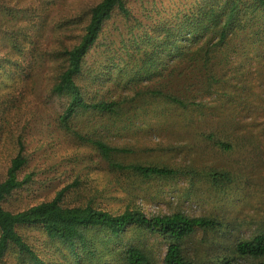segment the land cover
<instances>
[{"label":"trees","instance_id":"obj_1","mask_svg":"<svg viewBox=\"0 0 264 264\" xmlns=\"http://www.w3.org/2000/svg\"><path fill=\"white\" fill-rule=\"evenodd\" d=\"M14 1L17 3L11 5ZM21 1L0 0L4 27L1 46L19 51L29 61L25 68L19 60L14 63L21 69L19 79L11 68L7 69V97L20 93L26 71L29 81L34 75L49 77L50 93L67 98L66 108L59 116L61 126L92 145L101 162L116 172L146 180H202L213 189L233 183L230 171L203 167L194 161L170 164L121 160L133 155L134 148L108 139L114 132H137L138 123L153 119L160 131L176 128L174 132L192 142L199 136L224 152H233L243 145L236 134L237 123L226 128L231 115L227 116L223 109L237 100L250 101L255 94L248 92L245 78L264 74V0H196L178 16L177 24L130 38L127 57L140 66V76L128 74L126 61L117 73L108 74L109 78L94 67L89 68L88 58L104 35L108 21L120 16L139 24L130 0H100L51 21L48 12L53 0H29L31 5L20 6ZM36 12L41 16L37 23L31 17ZM27 22L30 30L39 27L43 33L29 34ZM124 25L129 33L134 31V26ZM105 79L116 81L122 91L98 94L95 89ZM34 81L32 89L39 90ZM21 99L20 94L19 102ZM215 117L219 125L208 131ZM81 118L83 127L90 128L88 133L80 128ZM17 145L18 152L0 179V257L17 252L23 263L47 264L22 233L23 229L37 228L51 242L64 246L65 257L74 259L75 264H104L109 254L120 255V264H159L147 243L148 236L167 242L163 264H204L200 256L188 255L185 244L199 231L219 229V218L211 215L192 216L183 211L148 215L137 207L114 214L92 203L66 206L62 193L21 211L6 209L5 201L31 180V176L20 179L27 158L21 138ZM189 150H193V144ZM129 234L132 239L126 240ZM242 256L264 257V234L234 243L231 253L218 257L221 261L217 264H238L237 259ZM256 264H264V260Z\"/></svg>","mask_w":264,"mask_h":264},{"label":"rangeland","instance_id":"obj_2","mask_svg":"<svg viewBox=\"0 0 264 264\" xmlns=\"http://www.w3.org/2000/svg\"><path fill=\"white\" fill-rule=\"evenodd\" d=\"M98 1L53 0L54 5L48 12L50 18H47L51 21L52 18L70 16ZM194 2L196 0H130L135 20L139 24L125 21L120 16L108 21L104 35L90 53L89 68L94 67L106 77L110 73H117L119 67H124L128 61L129 66L124 68L128 74L139 73L140 76L143 73L140 66L127 57L129 50L126 45H129L130 38L177 24L180 19L178 16L187 12ZM16 3L14 1L11 5ZM31 4L29 0L20 2V6ZM31 17L36 18L37 23L41 16L36 12ZM124 23L134 26V31L129 33ZM29 25L27 22L29 34L43 33L39 27L30 30ZM3 30L0 21L1 37ZM77 32L80 33L81 28ZM8 56L13 61L7 59ZM17 60L23 68L29 62L19 55V51L2 48L0 42V179L4 178L10 160L18 152L17 142L20 138L27 158L20 179L31 176L28 183L5 201L6 209L21 211L50 201L62 193V203L66 206L92 203L114 214L123 212L127 207H137L148 215L175 211L192 216L211 215L219 218V229L199 231L185 244L188 255L193 258L200 256L204 264H217L221 261L217 260L218 257L231 253L234 243L264 234V74L254 73L248 79L245 78L250 87L248 92L255 94L250 96V101L237 100L223 109L227 116L231 115L226 121V128L230 129L231 124L237 123L236 134L244 143L233 152H224L199 136L192 142L187 136L174 132L176 128L160 131L156 129L157 122L153 119L138 123L137 132H114L109 135L108 141L113 144L134 148L133 155L121 157V160L170 164L194 161V164L226 169L233 174V183L213 189L202 180H146L135 174L125 176L111 169L95 155L92 145L80 141L61 126L59 116L66 108L67 98L50 93L49 77H35L32 73L34 78L30 77L29 81L26 71L22 75L20 93L16 92V97L5 95L7 69L11 68L13 76L19 79L21 69L19 71L14 66ZM34 80L39 90L32 89ZM117 85L116 81L105 79L95 91H99L100 95L109 90L121 92V87ZM20 94L22 99L19 102ZM81 119L80 128L88 133L90 128H84ZM212 125L208 131L219 125L218 117L214 118ZM147 126L150 128H144ZM109 133L106 132V135ZM192 144L193 150L190 151L189 145ZM22 233L47 264H75L74 259L65 257L64 246L51 242L39 229L27 228ZM129 235L126 240L132 239V234ZM147 243L154 258L163 264L167 242L156 236H148ZM120 259L118 254H109L104 264H120ZM263 260L264 257L242 256L238 257L237 263L256 264ZM0 264L28 263H23L17 252H10L0 257Z\"/></svg>","mask_w":264,"mask_h":264}]
</instances>
